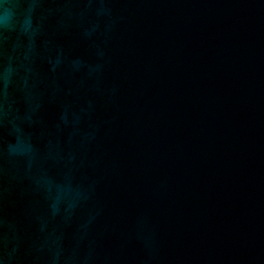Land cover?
Segmentation results:
<instances>
[{"label":"water","instance_id":"obj_1","mask_svg":"<svg viewBox=\"0 0 264 264\" xmlns=\"http://www.w3.org/2000/svg\"><path fill=\"white\" fill-rule=\"evenodd\" d=\"M0 264H264V0H0Z\"/></svg>","mask_w":264,"mask_h":264}]
</instances>
